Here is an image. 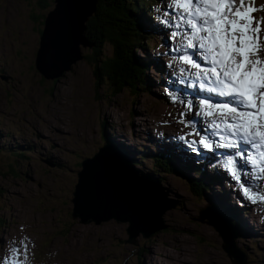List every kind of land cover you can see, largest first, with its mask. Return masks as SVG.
Listing matches in <instances>:
<instances>
[{"label":"rangeland","instance_id":"rangeland-1","mask_svg":"<svg viewBox=\"0 0 264 264\" xmlns=\"http://www.w3.org/2000/svg\"><path fill=\"white\" fill-rule=\"evenodd\" d=\"M92 1H87L90 6L86 11ZM53 4V0H0V144L7 160H12L6 164L0 154V264L13 255L14 247L19 246L24 253V244L25 264H232L221 245L223 238L207 224L208 220H197L202 212L199 209L209 205L226 225H235L237 246L246 251L245 264H264V201L257 198L253 203L241 191L243 184L253 192L264 193L262 179L258 178L261 174H254L257 169L251 168L249 175L242 171L243 179L237 182L224 167L223 158L217 159L221 152L199 147L198 143L192 148V156L182 146L175 147L159 137L157 127L164 129L172 122L186 131L177 109L181 91L170 81L177 70L176 55L167 46L173 48L177 36L169 33L163 36L166 42L162 46L153 40L154 45L146 51L136 50L139 58L148 54L156 61L145 71V83L132 92L123 88L113 94L105 79L97 82L87 58L93 44L81 45L83 58L63 75L47 79L36 69L35 55L44 16ZM252 6L261 9L253 13L256 20L259 17L257 22L261 21L264 0H254ZM152 7L166 19L174 15L159 0H154ZM146 17L145 25L156 24ZM74 32L72 38H79ZM109 53L110 46L105 44L102 55ZM184 54L183 50L180 56ZM163 81L170 87H163ZM173 96L178 99L173 100ZM204 127L200 124V131H205ZM104 143L122 158V152L126 153L133 172L157 181L171 200L168 206L174 205L160 217L166 227L148 237L136 235V243L126 242V222L110 219L82 223L71 216L81 160L92 156ZM123 146L132 154L128 148V152L123 151ZM163 147L168 148L171 162L183 168L186 176L153 169L149 153ZM209 158L218 161L211 167ZM199 164L207 183L202 192L192 190L189 183L192 177L200 176L193 170ZM218 193L229 196L235 207L226 209L228 217L217 204L213 206L211 195L217 198ZM240 216L252 227L245 235L238 222ZM158 218L146 231L158 224Z\"/></svg>","mask_w":264,"mask_h":264},{"label":"snow or ice","instance_id":"snow-or-ice-1","mask_svg":"<svg viewBox=\"0 0 264 264\" xmlns=\"http://www.w3.org/2000/svg\"><path fill=\"white\" fill-rule=\"evenodd\" d=\"M253 3L254 0H172L180 21L175 26L186 29L184 33L172 34L173 38L183 34L187 41L182 46L185 54L179 57L180 61L196 70L191 74L199 81L201 91L226 98L219 102L204 98L198 103L200 114L211 121L213 134L220 135L223 131L221 140L227 142L217 144L202 136L199 144L210 151L214 146L237 149L236 156H228L224 164L237 182L242 175L237 157L251 162L254 169L259 164L258 178L264 179V151H259L258 160L245 153L249 146L257 150L264 148V36L260 35L264 33L261 27L264 18L256 21L253 13L261 9L253 7ZM188 49L194 53L188 54ZM196 55L207 66L194 58ZM180 70L185 71L183 67ZM192 107L189 99L187 108L190 111ZM241 188L253 203L257 198L264 201V193L253 192L243 184ZM23 247L24 253L19 246L12 248L13 255L3 258V264H25L27 244ZM21 255L24 259L19 258Z\"/></svg>","mask_w":264,"mask_h":264},{"label":"water","instance_id":"water-1","mask_svg":"<svg viewBox=\"0 0 264 264\" xmlns=\"http://www.w3.org/2000/svg\"><path fill=\"white\" fill-rule=\"evenodd\" d=\"M53 1V6L44 16L39 47L35 55V67L47 79L59 78L63 75L64 71L69 70L73 63L83 58L81 45L90 47L93 44L88 41L85 32L86 21L94 11L96 0H91L92 6L89 10H84L83 12L80 7L86 6L87 9L90 6H87L88 0ZM85 11L87 13L83 15ZM79 12H82L81 17ZM76 15H79L78 18ZM72 31H75L74 35L78 33L79 38L73 39ZM54 49L55 54L52 53ZM54 58L57 60L55 63L53 62ZM113 150L115 149L109 144L104 143L92 156L81 160V168L77 170V179L72 192L71 201L73 206L71 216L72 218H79L82 223L94 221L98 224L110 219H114L117 222H126V242L136 243V235L141 233L142 236L148 237L154 230L165 228L166 225L162 223L161 216L158 213L156 217H159V224L153 225L154 228L152 230L146 231L145 228L149 227L156 217L148 221V216L153 215V213L145 205L127 199V195H130V197L134 195L138 199H143L144 202L150 203V198L143 192V186L148 185L153 187L157 194L159 192L162 194L161 201L166 199V196L156 181L147 175H138L133 172L135 170L131 167L130 161L122 158ZM98 166L101 167V170ZM114 187L120 188L123 192L126 190L123 193L125 194L123 199L129 205L120 201V195H116V199H114V196H109L106 193L107 190H113ZM139 192L140 195H138ZM204 209L214 220H218L211 212V205L200 208L199 212ZM220 219L221 222L223 221L219 225L223 236L226 235L227 238L228 236L233 237L230 244L222 240L221 245L224 251L232 264H245L247 262L246 251L235 245L234 239L237 235L236 231H234L235 227L233 226V230H230L223 218L221 217ZM142 221H145V223H142ZM240 252L244 254L241 255Z\"/></svg>","mask_w":264,"mask_h":264},{"label":"trees","instance_id":"trees-1","mask_svg":"<svg viewBox=\"0 0 264 264\" xmlns=\"http://www.w3.org/2000/svg\"><path fill=\"white\" fill-rule=\"evenodd\" d=\"M153 1L96 0L94 11L86 21L85 36L93 43L87 58L93 65L97 82L105 79L113 94L123 88H128L131 92L139 88L141 83H145V71L156 61L148 54L144 58H139L136 54L137 49L146 51L150 45H153L151 43L153 40L155 45L159 44L158 33L144 24L147 15L153 17L156 15L151 9ZM44 4H47V1ZM105 44L110 46L109 55H102ZM161 85L169 87L166 81ZM123 154L126 155L124 152ZM149 157L152 159L153 169L160 168L164 172L185 175L183 168H178L171 162L167 147L149 153ZM4 160L6 164L12 161L7 160L5 156ZM193 170L200 176L189 179L190 186L192 190L202 192L207 185L202 177L204 175L202 164L197 165ZM223 213L227 217L230 216L226 211ZM232 215L235 218V213Z\"/></svg>","mask_w":264,"mask_h":264},{"label":"bare ground","instance_id":"bare-ground-1","mask_svg":"<svg viewBox=\"0 0 264 264\" xmlns=\"http://www.w3.org/2000/svg\"><path fill=\"white\" fill-rule=\"evenodd\" d=\"M159 2H161V3H164V5H165V8L168 6L169 8H170V11L171 12H174V14H176V11H177V9L174 7V6H172V3L169 1V0H159ZM84 4V3H83ZM81 8V10H82V12L84 11V10H86V6L85 7H80ZM258 8V7H257ZM173 9V10H172ZM170 11H169V13H170ZM82 12H79L80 13V17H81V14H82ZM263 13V12H262ZM76 14V13H75ZM78 14V13H77ZM77 16V18H78V16L79 15H76ZM75 16V17H76ZM256 17V16H255ZM258 18L259 17H257V20H258ZM256 20V21H257ZM261 27H264V25L262 24L261 25ZM178 46H177V51H178V53H181V52H183V45H186V44H184V43H182V44H180V42H179V40H178ZM53 53V52H52ZM51 53V54H52ZM65 56V55H64ZM179 55L176 57L177 58V60H178V63H177V65H179V66H181V67H184V69H185V71L184 72H181V68L179 69L180 71H179V74H181L183 77H184V79L186 78V76H187V74H188V71H187V68H186V66H187V64H184L183 62H181L180 61V59H179ZM67 58V57H66ZM52 61V60H51ZM67 61V60H66ZM54 63L55 62H57V60L54 58V61H53ZM52 63V62H51ZM52 65V64H51ZM174 65V64H173ZM173 67V66H172ZM163 70H166L165 69V67H163ZM159 71V70H158ZM177 71V70H176ZM179 74H177V75H179ZM171 81L174 83V85L178 82V79H177V76L175 75V76H173L172 77V79H171ZM178 85V84H177ZM181 95L183 96L182 97V99H181V103H179L178 105H177V109L180 111V113H184L185 114V116H183V120H185L186 122H185V124H184V126H185V129H186V131L185 130H183L178 124H176V123H170L169 125H166L165 127H164V129H162L161 128V126H160V128H158L157 127V130H158V134H159V137L161 138V139H165V140H168V141H171V144L173 145V146H175V147H180L181 148V146L187 151V153L188 154H190V155H192V156H194V153L192 152V148L194 147V145L196 146V147H198V143H199V140L200 139H198L197 137H195L194 135V132H191V131H189L188 130V128H186V126H189V124L187 123V120H188V118L190 119V121L192 120V118H194V117H192V115H194L193 114V110H194V108H196L197 109V113L195 114L197 117H195V122L197 123V124H200L202 121H206L207 120V118H205L204 116H202L201 114H200V107H199V104H198V102H197V100L196 99H194V98H192L191 99V97L190 96H186V94H184V93H181ZM189 99H191L192 100V102H193V107H192V109L189 111L188 110V108H187V102H188V100ZM175 108V107H174ZM173 111H176V110H173ZM187 114V115H186ZM180 115V114H179ZM186 116H187V119H186ZM168 123V122H167ZM175 125H177L178 127H176ZM167 128V129H166ZM205 128V127H204ZM166 129V130H165ZM198 130H199V132H200V128H198ZM192 131H194V130H192ZM165 132V133H164ZM179 136L181 137V138H179ZM206 136H208L210 139H211V135L209 134V133H206ZM179 138V139H178ZM189 142V145H186V143H188ZM128 148V147H127ZM127 148L126 147H124L123 146V148H122V150L123 151H127ZM121 150V151H122ZM128 150H130L128 153L131 155L132 154V151H131V149H129L128 148ZM116 151V150H115ZM118 151H120V150H118ZM169 151V150H168ZM189 152H191V153H189ZM182 153L184 154V152H183V150H182ZM199 153V152H198ZM181 154L178 152L177 153V158H179V156H180ZM220 155V154H219ZM173 156V155H172ZM228 156H236V155H234V154H231V155H229V154H224L223 155V162H226V160H227V157ZM214 157V156H213ZM161 158V157H160ZM174 158V157H173ZM237 160H238V166H239V168H240V170H241V173H242V170H246V174L247 175H249V173L252 171V169L250 168V167H243V164L241 163V161L239 160V158L237 157ZM97 166V165H96ZM98 168L101 170V167L100 166H98ZM223 171V170H222ZM227 173V172H226ZM219 175H221L220 173H219ZM225 175V174H224ZM223 175V176H224ZM241 176H243V175H241ZM245 177V176H244ZM243 179V178H242ZM241 179V180H242ZM235 183V182H234ZM242 191V190H241ZM125 192H126V190H125ZM125 192H123L120 188H116V187H114V189L113 190H107L106 191V193L109 195V196H114L115 198L114 199H116V195H120L119 197H120V201H122V202H124V203H126V205H129V203L126 201V200H124L123 199V196H125V194H123V193H125ZM143 192H144V194H146L149 198H150V203L149 202H144L143 201V199L142 200H140V199H138L136 196H134V195H132L131 197H130V195H127V199H129L130 201H132V202H135V203H141V204H143V205H145V207H147L152 213H153V215H149L148 216V221L151 219V218H153L154 219V217H156L157 215H158V213L160 214V216H161V218H162V216H163V214L168 210V209H170V208H174V205L173 204H170L171 205V207L170 206H168L169 204H167V202H170V201H167V200H165L164 202H162L161 201V196H162V194L159 192V194H157L156 193V191L153 189V187H151V186H148V185H145V186H143ZM226 192V191H225ZM216 194V193H215ZM138 195H140V192L138 193ZM159 195H160V197H159ZM211 197H212V199H213V206L215 205V204H217L218 205V209L220 210V211H227L228 209H231V208H235L233 205H231V203H230V201L228 200V198H229V196H226V194H224V193H218V196H217V198L215 197V195H211ZM124 198H126V197H124ZM148 198V199H149ZM118 199V198H117ZM124 203H122L123 205H124ZM128 203V204H127ZM227 209V210H226ZM161 212V213H160ZM207 212V211H206ZM204 210H202V212H201V216L199 217V218H197V220H199V221H202V222H205L206 220H208L207 221V224H210V225H212L214 228H215V230L219 233V235L223 238V242L225 241H227L229 244L231 243V241H232V239H233V237H230V236H228V238H227V236L226 235H224L223 236V232L221 231V229L219 228V225H220V221H216V220H213L209 215H207V213H206ZM186 213V212H185ZM234 214V213H233ZM204 216H206V217H204ZM157 218V217H156ZM206 219V220H205ZM152 220V219H151ZM159 220V219H158ZM162 220V219H161ZM205 220V221H204ZM155 221H157V220H155ZM245 221V218L242 216V218H241V216L239 217V219H238V222H240L239 224H240V227H241V229H242V232L244 233V235L246 234V232H248V231H250L251 232V230H252V227H251V225L249 224V222L247 223V222H244ZM141 223V222H140ZM142 223H145V221H142ZM141 223V224H142ZM152 223V222H151ZM162 223H163V221H162ZM182 223V222H181ZM158 224H159V222H158ZM157 224V225H158ZM230 230H233V228H231V226L230 225H226ZM230 226V227H229ZM254 227V226H253ZM255 229V228H254ZM234 232V231H233ZM212 234V233H211ZM228 235H229V233H228ZM233 236V235H232ZM234 241H235V245H236V247H238L237 246V243H236V237H235V239H234ZM226 242V243H227ZM228 244V245H229Z\"/></svg>","mask_w":264,"mask_h":264},{"label":"flooded vegetation","instance_id":"flooded-vegetation-1","mask_svg":"<svg viewBox=\"0 0 264 264\" xmlns=\"http://www.w3.org/2000/svg\"><path fill=\"white\" fill-rule=\"evenodd\" d=\"M40 32H41V30H40ZM4 151H5L4 148H3L2 145L0 144V154H1L2 156H5V155L3 154ZM5 158H6V156H5Z\"/></svg>","mask_w":264,"mask_h":264}]
</instances>
